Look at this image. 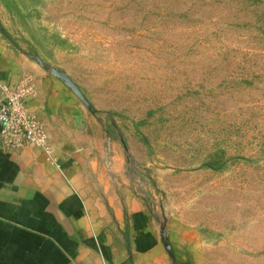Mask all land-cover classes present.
Instances as JSON below:
<instances>
[{
  "label": "rangeland",
  "instance_id": "obj_1",
  "mask_svg": "<svg viewBox=\"0 0 264 264\" xmlns=\"http://www.w3.org/2000/svg\"><path fill=\"white\" fill-rule=\"evenodd\" d=\"M0 33L77 85L85 145L155 228L264 264V0H0Z\"/></svg>",
  "mask_w": 264,
  "mask_h": 264
},
{
  "label": "crops",
  "instance_id": "obj_2",
  "mask_svg": "<svg viewBox=\"0 0 264 264\" xmlns=\"http://www.w3.org/2000/svg\"><path fill=\"white\" fill-rule=\"evenodd\" d=\"M39 67L0 33V83L31 80L25 103L51 144L50 158L28 142L0 146V264H176L179 251L205 264L183 225L165 219L155 228L134 195L110 188L85 145L84 112Z\"/></svg>",
  "mask_w": 264,
  "mask_h": 264
},
{
  "label": "built area",
  "instance_id": "obj_3",
  "mask_svg": "<svg viewBox=\"0 0 264 264\" xmlns=\"http://www.w3.org/2000/svg\"><path fill=\"white\" fill-rule=\"evenodd\" d=\"M32 93L33 85L28 77L21 78L12 88L0 83V146L16 150L28 142L50 158L48 135L25 103Z\"/></svg>",
  "mask_w": 264,
  "mask_h": 264
},
{
  "label": "water",
  "instance_id": "obj_4",
  "mask_svg": "<svg viewBox=\"0 0 264 264\" xmlns=\"http://www.w3.org/2000/svg\"><path fill=\"white\" fill-rule=\"evenodd\" d=\"M27 55L33 61H35L40 67L44 68L48 74L58 79L64 86H66L72 92V94L84 104L86 108L90 107L89 102L83 96V94L81 93L77 85L67 76V74L63 70L43 63L36 54H27ZM160 236L162 240H165V237L163 236L162 231H161ZM164 247L166 249L168 248V244L166 241L164 242Z\"/></svg>",
  "mask_w": 264,
  "mask_h": 264
}]
</instances>
